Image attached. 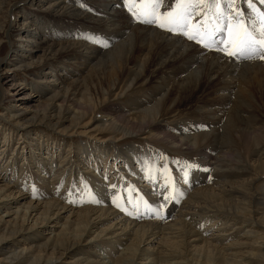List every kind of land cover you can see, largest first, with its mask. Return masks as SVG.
Segmentation results:
<instances>
[{
  "label": "bare ground",
  "instance_id": "1",
  "mask_svg": "<svg viewBox=\"0 0 264 264\" xmlns=\"http://www.w3.org/2000/svg\"><path fill=\"white\" fill-rule=\"evenodd\" d=\"M74 1L80 2L47 0L49 5L43 9L40 5L43 0L34 1L42 13L35 12L36 16L29 17L23 26L34 17L32 22L38 19L42 29L36 33L41 34L40 39L33 35L34 30L31 32L12 26L10 32L5 31L9 33L8 40L14 52L11 57L16 58L14 65H5L0 58V103L10 97L15 98L13 107L19 106L20 109L14 111L12 107L8 109L10 114H2L0 118L8 116L11 122L24 128V133L40 125L70 133L73 125L90 128L91 122L98 118L95 123L97 129L111 130V133L121 131L120 136H114L115 139L145 133L147 138L175 147L181 154L194 152L198 157L195 162L167 161V165L160 166L162 157L159 155L156 158L154 152L147 148L146 154L130 150L132 155L128 156L129 151L118 149L114 142L110 145L96 142L78 144L82 158L80 155L72 157L76 146L68 147L69 150L65 148L62 152L66 163L61 166L56 157L41 150L43 142H35L37 147L30 154L39 160L51 161L47 167L52 172L57 167H77V170L68 168L72 179L67 182L90 186L99 182L105 188L97 191L90 188L70 206L56 199L41 202L27 193L16 191L9 177L2 174L0 169V210L6 211L5 216H0L2 252L9 246L12 249L15 247V250L6 251L5 256L12 255L9 257L16 264H165L170 261H176L170 264H264V61H234L225 52L216 50L215 46L210 47L213 51H206L210 48H205L202 43L155 25L141 23L140 20L150 18L151 5L146 3L86 0L88 10L84 4H80L82 1L79 4ZM20 3V0H0L1 31L9 9H19L21 12V8H24ZM172 3L173 0H163V8ZM255 3H259V0H254ZM238 5L248 23H254L252 19L256 20L257 17L249 12V7L246 10V4L240 0ZM4 7L6 10L1 16ZM123 7L128 9L126 13L131 9L137 10L135 22L131 14L129 18L124 15ZM263 7L259 3L255 7L256 14L263 11ZM46 12H53L54 19L46 16ZM212 15L210 11L209 16ZM64 18L73 19L74 22L70 20L63 25L61 22ZM219 23L223 25L225 21ZM9 25L7 20L6 28ZM77 26L80 28L75 29ZM64 27L72 28L76 33L87 30L96 34L98 45L84 43L82 37H79L83 39L81 41L58 39L65 38L60 34L61 31L64 34ZM213 27H217L215 20L205 30L196 26L194 20L189 34L198 38L202 35L203 43H209L206 35L212 33ZM47 31L60 35L56 38V34H47ZM24 34L25 40L22 37ZM54 36L63 41L51 42ZM21 37L24 40L21 46H14V38ZM238 38L240 34L233 31L226 51L237 50L239 41L237 45L235 43ZM32 39L35 42L31 45ZM233 39L235 41L232 43ZM103 41L109 46L105 47ZM37 50H42L44 57L26 66L44 72L42 77L36 79L37 90H41L39 96H44L46 92L53 93L49 106L41 111L37 108L42 103H33L35 101L25 94L27 85L16 84L14 73L23 66L21 59L27 56L33 60ZM59 64L63 74L58 68ZM48 70L50 77L45 75ZM85 71L88 74L82 80L72 81V77H66L72 73L75 78L86 74ZM32 87L34 89L36 86ZM85 89L92 92L100 90L99 104L92 102L93 111L82 112L81 116L76 112L77 96L92 95L83 92ZM61 91H65V94L61 95ZM68 95L72 97L74 115L71 117V112L63 113L62 107L57 109L55 103L60 98L66 101ZM121 101H127V105L123 106ZM192 101L193 107L183 112V108ZM34 118H41L38 120L40 125H35ZM181 126L187 128V132L181 130ZM3 138L5 145L10 142L9 137ZM25 149L23 147V151ZM110 159L116 164L111 165L114 172L128 173L122 175L124 182L108 179L106 170L101 173V169L110 164ZM118 162L121 163L117 165ZM198 163H202V166ZM192 165L196 171H184L180 176L182 171L179 169ZM23 168L26 166L23 165ZM211 169L217 170L212 177L219 181L214 184L210 183L211 177L206 174ZM30 172L29 178L35 174ZM41 173L46 174L44 170ZM201 173L206 174L204 179L208 182L202 183ZM56 174L63 176L60 172ZM42 179L31 178V186L37 187L38 181L47 183L46 179ZM185 184L192 185L189 193ZM113 186L117 191L106 190ZM133 187L140 191L135 198L129 194L134 192ZM175 192L187 197L183 206L176 210L177 214L166 216L174 218L171 223H166L167 218L164 220V211H158L157 215V211L153 210L149 215L140 205L142 202L143 206L147 203L156 207L158 203L155 197L161 195L157 199H163L164 208L171 206L174 199L165 201L164 196L167 194L178 200ZM128 195L138 205L130 204L128 208L124 199ZM115 202L122 206L119 209L122 213L117 208L113 210ZM129 211L132 215L127 214ZM12 214L15 216L13 224L5 219ZM144 215L153 220L140 219ZM51 222L56 226L63 223L60 232H52L46 242L38 245L47 235V226ZM202 228L206 230H203L205 235L201 233ZM210 231L212 239L206 238ZM115 249L119 251L115 252ZM7 261L13 263L9 258Z\"/></svg>",
  "mask_w": 264,
  "mask_h": 264
},
{
  "label": "rangeland",
  "instance_id": "2",
  "mask_svg": "<svg viewBox=\"0 0 264 264\" xmlns=\"http://www.w3.org/2000/svg\"><path fill=\"white\" fill-rule=\"evenodd\" d=\"M20 1L22 2L20 4H23L22 6L24 8H21L22 6L20 7L21 8V12H19L20 11L19 9L18 10L17 9L16 10H13V8L11 10L9 9V11L7 13V18L5 19V21L2 22L3 31L0 30V46L1 45L3 46L2 49H1V51H0V58H2V60L4 61V64L5 65H14L15 64V58L16 57H13V58L11 57L14 52H13V50L11 48V44H10V42L8 40L9 39L8 38V36H9V33L8 32H10V29H12V26L13 27H17V28H24L25 30L28 29L31 32H32V30H34L35 32H33V35H35L37 37V39H40V36H41L40 33H36V32H38V30L42 29V26L39 25L38 19L35 21V23L32 22L35 17L32 19V21L29 22V24H27L26 26H23L24 25L23 23H25L28 20L29 17L36 16L34 14L35 12L42 13L40 11L41 9L40 8H37V6L35 5V2L37 3V1H39V0H20ZM74 2L77 3V4H79L81 2L80 4H84L85 5V9H88L89 10V7H87L89 3H87L86 0H80L79 3L76 2V1H74ZM258 4L259 3H255L254 6L256 7ZM40 5H41V8L43 9V8H46L49 5V2H47V0H43V2H41ZM43 5H44V7H42ZM79 7L80 6H78V8ZM255 7L254 8H251V9L249 8V12L251 14L253 12V14L258 18V15H260V13H264L263 12L264 9H262L263 11H261L259 13L257 12V14H256ZM245 8H246V10H248L247 4L245 5ZM23 9H25V11ZM27 9L28 10L30 9V12ZM5 10L6 9L4 7V11L1 14V16L4 15ZM125 10L128 11V9H125L123 7L122 8V11L125 13L124 15L129 18L130 17V14H131V18H132L133 17L132 12L129 11L128 12L129 15H128V13H126ZM24 13H30V14L24 15ZM44 14H46V16H49V17H51V18L54 19V13L53 12H46ZM56 19H58V17ZM7 20H9V24H10L9 25V28H6V26H7ZM70 20H71V22H74L73 19H69V18L66 19V18H64V21H62L61 23L63 25H66V24H68V22H70ZM252 21L255 22L256 20L252 19ZM36 27H38L39 29H37ZM74 28L77 29V28H80V27L77 26V27H74ZM64 29H65V31H63L64 34H62V31H61L60 34H61L62 37H65V38H58V35H60L58 32H52V33H50V32L47 31L46 33L47 34H49V33L50 34H56V38H58V39H64V40L65 39L66 40H71V39L73 40L74 39L76 41H81V40L84 39L82 41L84 43L93 44V45L97 44L98 45V43L96 42L97 41V35L96 34H91V33H89V31L86 30V32L88 33V36H87V33L85 32V30L80 31L81 34H79L80 32L79 33H76L75 31H73L72 28L64 27ZM213 29H215V27H213ZM5 31H8V32H5ZM85 33H86V35H85ZM72 34H73V36H75L74 38H73ZM23 36H26V35L24 34V35H22V37ZM68 36H70V37L67 38ZM22 37H21V39L14 38V46L15 45H16V47H20L21 46V44H20L21 41H24L25 40V37H23L24 40H22ZM79 37H82L83 39H81ZM206 37H208V36L206 35ZM52 38H53V40L51 42H54V40L56 42H62L63 41V40L60 41V40L56 39L55 36L52 37ZM238 39H240V38H238ZM44 40H46V38ZM234 41L235 40L233 39L232 40V43ZM238 41L239 40L236 41L235 45H237ZM34 42H35V40H33L32 42H30V44L32 45V44H34ZM88 42H90V43H88ZM103 43L105 44L104 41H103ZM26 45L27 44H25V46ZM236 49H238V48H236ZM210 50L213 51L214 49H212V48L206 49V51H210ZM18 55L20 56V54H18ZM43 57H44V54H43V51L42 50H37L36 51L35 58L33 60L30 59V58H27V56L26 57H23L21 59L23 66L21 67V69L16 70L17 72L16 71L14 72L15 73V78H16L15 79V83L16 84H19V83L22 84L23 83V84H25V86L27 85V87L25 88L26 89L25 90V94L26 95H29V97L31 98V100H34L35 101L33 103H35V104H38L39 102L42 103L37 108L38 111H41L43 108L49 106V103L52 101V94L53 93L46 92V94H44V96H42V97L39 96V91H41V90H39V89L37 90V86H38L37 84L38 83L36 82V79H39L40 77H42L43 76L42 73H44V72L41 71L40 69H34V68H31V67L26 66V65L34 64V63H36V61L39 58H43ZM70 61H73V60H70ZM60 66H61V64L58 65V68L60 69V72L63 74V72H62L63 68H62V66L61 67ZM71 67H75V66H71ZM71 67H70V70H73V68H71ZM78 68H81V67L78 66ZM3 69L4 70H7V68H5V67H3ZM60 72L57 71V74L59 75ZM47 73L48 74H45L46 77H50L49 76L50 70H48ZM85 73H86V71H85ZM87 74L88 73H86L84 75L81 74L82 76L79 75V76L73 78L74 76L72 75V73H71V76H70V75H68V72H67L66 75H68L69 77L68 76H66V77L67 78H71L72 77V81L73 80L76 81V80H79V79L80 80L85 79L86 76H87ZM48 79H50V78H48ZM66 80H64V81H66ZM32 86H36L35 87L36 89L35 88L33 89ZM83 92H90V93H92V95L91 96L90 95H86L84 97V95H81L80 94V95L77 96L78 106L76 108V112L78 114H81V116L83 115V113H87L90 110H92V108H91V103L92 102H94L96 104H99L98 97H99L100 90H93V92H92L91 89H85ZM64 94H65V91H61V95H64ZM141 95H143V93ZM32 97H35V98H32ZM67 97L68 98L66 99V101H64L63 98L62 99L60 98L57 101H55V103H56L57 109H58L59 106L62 107L63 113L67 114V113H70L71 112L70 113V117H71L72 115H74L73 108L71 107V105H72V101H71L72 97H70V95H68ZM128 98L129 97H127L126 99H128ZM15 101H16L15 98H11L10 97L8 100H5L4 102H1L0 103V115H2V114L3 115L4 114L5 115L10 114L8 109H10L13 106H15V104H16ZM121 103H124L125 104V105L122 104L123 106H126L127 105L126 104L127 101H124V102L121 101ZM187 105L188 106H185L183 108V112H185L189 108H192L193 105H194V102L192 101V102L188 103ZM18 107L19 106H17L16 108L13 107L14 111L17 110V109H20ZM128 107L129 106H127L126 108H128ZM185 108H187V109H185ZM34 119H35V123H37L35 125H40L39 121L41 120V118H34ZM88 119H90V118H88ZM97 119L98 118H95L91 122L90 128H88L89 126H87L86 128H83L81 124L80 125L79 124L78 125H76V124L73 125L74 127L72 129H70V131L72 132V134H71V132L70 133H63V132H60V131H56L53 128H49L46 125H44V126L40 125L38 128H36L37 127L36 126L35 127L36 129H32L31 131L26 132L28 135L27 136L25 135V137H24V134H26V133H24V128L22 126L21 127H18L19 125L15 124V122H11L8 119V116L7 117L5 116V118L2 117V119L0 118V169H2L1 173L9 177L8 179L10 181V184L12 185V187L14 185V189L16 191H20V192L27 193V194H29L35 200L36 199H40L39 201H41V200L42 201L43 200L44 201H48V200H51V199H54V200L56 199L60 203L62 202L61 204H67V205L70 206V205H73V203L75 204L78 200H80L79 198L82 196V194L86 193L90 188H92L95 191H97V190H101V189L105 188V185H102V183L100 184L98 182V183H94L93 184L94 187H93V186L86 185V184H80V183H74V182H67L70 179H72V178L69 177L70 172L68 171V168L71 167V169L77 170V167L74 166V165H71V166L68 165L67 167H64L62 169H58V167H57L52 172V170H50L47 167V165L51 161H45V159H44V161H42V160H39L38 158L34 157L33 154L32 155L30 154V152L33 153L31 150H34L35 151V148L37 147L35 145V142H40V141L43 142L44 143V144H42L43 147L42 146L40 147L41 150L44 153H46V152L47 153H50L49 156H51V157H54V158L56 157L55 158L56 161H60L61 166L62 165L65 166V163H66V161L64 160L63 152H62L65 148H67L69 150L68 147H75L76 146V150H73V152H72L71 155H72V157H76L77 155L78 156L80 155V158H82L81 151H79L77 149V148H80V146H78V144H80V145L83 144V143L95 144L96 142H98V143H101V142L103 143L104 142V143H106L108 145H110L111 143L114 142V143H116V147L118 149L121 150V149L125 148L126 150H128L129 151L128 152V156H131L132 155V151H136V152L138 151V152H141L143 154H146L147 153V150L149 149V150H151V151L154 152V155H155L156 158L159 155L162 157L161 160H159L162 163L160 166L167 165V161H169L170 163H172L174 161H176V162H182L183 160H186L188 162H195V160L198 157V154L197 153H194V152H191V153H187L186 152L185 154H181L182 152H180L175 147H169V146L165 145V143H163V142L153 141L152 139L147 138L148 136H146L145 133H144V135L142 133L141 135H138V136H136V135H130V136H126V137H121V138L115 139L114 136H120L121 131H118L119 133H117V132L116 133H111V130H107V129H102L101 130L99 128L97 129L96 128L97 126L95 124ZM87 122L88 121H86V123ZM203 124H205V123H203ZM203 127H204V125H203ZM181 130H184L185 132H187V128L185 129L183 126H181ZM3 136L9 137L8 140H10V142H7L6 145H5V142L3 141L4 140ZM55 142L56 143L59 142V143L55 144ZM23 147H26L25 151H23ZM45 147L48 148V149H45ZM112 147H113V145H112ZM146 148H147V150H146ZM130 150H132V151H130ZM42 151H40V152H42ZM59 151H61V152H59ZM13 153H14V155H12ZM1 154H2V157H1ZM44 155L45 154H43V156ZM45 156L47 157V155H45ZM57 157H60V159H62V160L58 159ZM163 160H164V162H163ZM111 161H113V160L110 159L108 161L110 163V164L108 163L109 164L108 167H105V168L103 167L101 169V173H103L106 170L108 172V179H111V180L112 179H117L119 181L120 180H123V182H124L125 181V178L124 177L122 178V175H126L127 172L126 173L123 172V171H121L119 173L114 172V169L111 167V165L112 166L113 165L116 166V164H114ZM120 163L121 162H118L117 165H119ZM23 165H25L26 168H23ZM198 165L201 167L202 166V163H198ZM194 167L195 166L192 165V166H189V167L184 168V169L182 168V170L179 169L180 172L182 171L180 176H182V174H183L184 171H188V170L196 171ZM30 170H31V172H34L35 173L31 177L32 179H36V177H39V179H42L41 177H45L42 180H45L46 179L47 180L46 181L47 183L42 184L40 181H38L37 182V187H36V185L31 186V183H30L31 178H29V176H28ZM41 170H44L46 172V174L41 173ZM82 170L83 169H80L79 171H82ZM216 171L217 170H214V169H211V170L207 171L206 174L207 175H210V177H211L210 179L212 180V181L210 180V183H213V182L216 183L217 181H219V180H216V177L215 178L212 177V175L215 176ZM56 172L62 173L63 176H60L59 177L56 174ZM210 172H212V173H210ZM73 173H75L74 170H73ZM206 174L205 173H201V175H202L201 176L202 183L208 182V181H206L204 179L205 178L204 176H206ZM49 186L50 187H54V188H50V189H52V190H50L49 188H47ZM185 186H187L188 193L191 191V189H193L192 188V185L190 186V185L185 184ZM55 188H56V191H54ZM96 188H98V189H96ZM108 188H106V190H108V192H112L113 190L117 191V189L114 188V187H111V188L108 187ZM135 188L136 187H133V191L134 192L129 193L131 196H133V198H135L136 195H138L139 192H140V191L138 192L137 189H135ZM168 189H169V191H171V188L168 187ZM174 194L177 195L178 200H177V198L174 199L175 200V203H174V200H172L173 204L171 203L172 204L171 206L169 205L168 207H165V208H169V207H172V206L173 207L172 208H169L170 210L169 209L167 210L163 206V208H161L159 210L160 213H162L164 211L163 212L164 214H162L163 217H165L164 220L167 218L166 216H168L169 214H171V215H169L170 217H172V215H174V213L177 214L178 211H176V210L177 209L179 210V207L180 206H183V202H184V200L187 197V196H182V195L178 194L177 192H175ZM131 196L128 195L127 197H124V199H125V201L127 203L128 208H130V204H133L134 206L138 205L137 203L132 202L133 198ZM160 196L161 195H157L155 197L156 198V203H158L157 206L164 205L162 203L163 199L161 201H159L157 199ZM176 200H177V204H176ZM83 205L89 206V204L88 205L83 204ZM116 205H119V207H117ZM140 205H142L141 207H144V209H145L144 211L147 214H149V215L152 214L151 212L153 210L154 211H157V206L155 207L154 205L152 206V205H149L147 203H144L145 206H143V203L142 202H140ZM174 205H175V207H174ZM85 206H81L80 208H84ZM105 206H109V205H105ZM114 206H113L114 207L113 210H116L115 208H117L118 212L119 213H122L119 210L120 207H122L119 203H116ZM148 206H152V207H148ZM146 207H147V209H146ZM4 211H3V209L0 210V216H5L6 215V213H5L6 211L5 212ZM157 215H159V212L158 211H157ZM146 216L144 215V217L143 218H140V219L153 220L151 218L148 219V217H149L148 215H146ZM170 217L166 219L167 221L165 220L166 223H169V222L171 223V220L172 221L174 220V218H170ZM5 219L9 220V222L11 224H13V221L15 220V216H14V214H12L11 216H7ZM130 219H132V218H130ZM154 219H155L154 221H156L157 217H155ZM148 222H150V221H148ZM202 222H204V221H202ZM61 224H63V223L61 222L59 225L56 226V223H52V222L49 223L48 226H47V228H48L47 235L45 236V238H43V240L41 242L39 241L38 245H40L41 243L46 242V239L52 234V232L54 234L56 232L57 233L60 232ZM165 225H167V224H165ZM198 225H200V227H202L201 226L202 224L199 223ZM203 230L204 229L202 228V231H201L202 234H204L206 232V230H204L205 232H203ZM197 231H199V230L197 229ZM212 231H214V230H212ZM212 231H210L211 233L206 234L207 235L206 238H211L210 235H212ZM12 250H15V247L12 249V247L9 246L7 248V250L5 249V251H3V252L0 249V264H16V263H14L16 261H14V262L11 261L12 260V257H9L10 254H7L6 255L7 257L5 256L6 251H12ZM118 251L119 250H116L115 249V252H118ZM2 256L3 257L5 256V257L3 258ZM10 256H12V255H10ZM2 258L4 260L5 259L6 260L4 261V260H2ZM7 258H9V260L11 262H13V263H10L9 261H7ZM26 263L29 264L28 262H26ZM170 263H176V261L175 262L174 261H172V262L170 261V262H167L165 264H170Z\"/></svg>",
  "mask_w": 264,
  "mask_h": 264
},
{
  "label": "snow or ice",
  "instance_id": "3",
  "mask_svg": "<svg viewBox=\"0 0 264 264\" xmlns=\"http://www.w3.org/2000/svg\"><path fill=\"white\" fill-rule=\"evenodd\" d=\"M133 2L151 5L148 13L150 18L139 22L155 25L170 33L180 34L198 44L203 43V36L198 38L189 34L193 21L195 20L196 26L205 30L215 20L217 27L208 36L209 43H203L205 48L215 46L216 50L225 52L234 61L256 59L264 61V13H260L256 21L249 24L243 10L238 5V0H173L167 8H163V0H133ZM240 2L247 4L250 9L254 8V0H240ZM125 3L127 4L128 0H125ZM259 3L264 5V0H259ZM130 11L135 22L137 10L131 9ZM210 11L213 13L212 16H209ZM221 20L225 21L223 25L219 23ZM233 31L240 34L239 47L236 51H226L230 46L229 36ZM104 46L109 45L105 43ZM175 198L167 194L164 196L165 201ZM161 208L163 205L157 206V211ZM127 214L132 215V212L129 211Z\"/></svg>",
  "mask_w": 264,
  "mask_h": 264
}]
</instances>
